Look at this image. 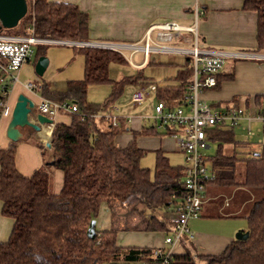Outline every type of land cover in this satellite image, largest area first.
Here are the masks:
<instances>
[{"label":"trees","instance_id":"obj_1","mask_svg":"<svg viewBox=\"0 0 264 264\" xmlns=\"http://www.w3.org/2000/svg\"><path fill=\"white\" fill-rule=\"evenodd\" d=\"M27 5V14L17 26L19 30L0 33L22 35L29 26L40 39L88 41V18L77 6L47 0H31ZM242 9L256 14L253 52H264V0H243ZM45 47H37L35 60L45 55ZM72 49L83 58V78L69 81L64 92H44L52 100L70 101L79 108L78 113L69 114L68 125L57 123L52 128V164L24 177L15 166L16 142L0 149L1 213L13 221L8 240L0 243V264L149 263L153 261L154 250L118 246L116 227L95 230L93 239L88 238L87 230L104 205L116 224L120 216L114 219V207L118 205L122 209L125 203V215L138 218L137 228L165 232L167 214L174 213L185 195L183 166L171 165L165 154L156 150L154 168L141 167L140 161L147 150L138 148L134 142L117 147L114 138L119 127L104 131L91 118L113 105L126 85L154 82L141 73L112 81L109 65L127 63L119 53L87 47ZM191 74L190 59L186 58V65L177 71L178 83L159 88L155 92L156 100L172 107L178 105L188 93ZM231 78L224 73L217 75L213 88L223 79ZM104 84L111 88L109 97L103 104L89 103L87 88ZM3 101L0 91V112ZM251 101L262 108L264 95L255 96ZM141 133L161 135L152 128H143ZM207 135L217 145V151L214 157H207L211 178L206 188L209 185L242 188L251 193L253 198L245 218L248 238L232 240L217 255H196L188 250L171 254V264H196V260L205 264H264V144L259 153L252 154L245 151L247 143L237 139L230 129L214 128ZM226 146L231 147L227 152ZM54 170L63 174L62 187L56 194L50 191Z\"/></svg>","mask_w":264,"mask_h":264},{"label":"crops","instance_id":"obj_2","mask_svg":"<svg viewBox=\"0 0 264 264\" xmlns=\"http://www.w3.org/2000/svg\"><path fill=\"white\" fill-rule=\"evenodd\" d=\"M47 1L73 4L87 15L88 41L86 42L142 45L149 31L152 30L150 32L151 41H155L158 32L156 28L166 23H173L184 29L195 28L198 42L211 49L254 53L253 50L256 47V14L242 9L243 0ZM28 28L29 26L25 28L24 33L27 32ZM183 35L187 39L193 37L190 32H183ZM170 44H174V47L187 45L186 48H191L192 46L191 42L183 44L180 39L161 43V46L170 47ZM70 48L72 49V47ZM137 53L142 52L130 53L128 60L123 54L120 55L126 62L139 70L150 64L151 54H157L149 53L145 56L142 53V62L133 64L130 59ZM170 54L175 53H158L157 55L167 56ZM258 54L264 55V52ZM183 56L185 59L189 58ZM161 61L162 64L160 65H171L166 63L164 57ZM22 68L17 73V79ZM223 73L231 75L232 78L223 79L217 88L203 91L201 99L214 109L235 104L237 107L242 106L252 111L255 110L257 107L251 100L255 96L264 95V60L229 61ZM16 83L10 89L8 104L13 108L17 97L24 95L33 101L35 114H39L37 103L40 98L45 96L44 92L56 93V89L50 88L48 84H43L41 87L36 86L38 91L33 92L25 89L24 85L17 87ZM262 105L264 108V103ZM126 117H131L130 121L120 120L119 131L114 138V144L117 147H125L134 142L138 148L147 150L148 153L154 154L156 150H161L168 160L173 153L178 152L174 140L169 136L141 133L143 128H147L141 119L143 116ZM9 121L10 117L0 119V149L7 148L12 142L7 137ZM70 121L71 116L68 114H58L53 120V125L42 126L38 132L27 127L20 129L21 136L16 142L15 166L22 176L29 177L41 167L52 164L50 147L46 146L48 143L50 144L52 128L54 124L68 125ZM100 123L103 127L101 130L108 129L103 122ZM232 132L237 139L242 140L236 136L235 131ZM226 148L228 149L226 150ZM230 149V146L225 147L226 152ZM141 163L142 159L140 165ZM169 163L171 164L170 160ZM208 165L210 163L207 161V167ZM62 182V172L54 170L50 181V191L54 194L58 193L62 187ZM252 198L251 193L242 188L225 189L209 185L204 192V202L199 217L188 222V230L192 235L191 240H182L172 247L164 244V239L171 230L169 219L172 213L167 214V230L165 232H145L136 227L138 218L133 215H125L120 216L116 221L117 245L120 247L150 248L154 251L162 249L171 251V254H183L189 250L196 255H217L234 240L235 234L247 232L245 218ZM121 206L125 212L127 205L123 203ZM238 220L244 221V224L237 222ZM12 225V219L2 215L0 203V243L8 240ZM112 226L114 225L111 223L110 211L104 205L100 208L95 220V230L100 232Z\"/></svg>","mask_w":264,"mask_h":264},{"label":"built area","instance_id":"obj_3","mask_svg":"<svg viewBox=\"0 0 264 264\" xmlns=\"http://www.w3.org/2000/svg\"><path fill=\"white\" fill-rule=\"evenodd\" d=\"M156 29L158 31L156 40L151 41V30L144 38L142 45L40 39L33 35L31 27L22 35L0 33V91L5 98V101L1 103L0 119L11 116L12 106L7 101L10 89L17 82V73L32 59L36 46L87 47L111 50L119 54L123 50H128L132 54L141 51L145 56L149 53H175L189 57L192 74L189 79L188 93L178 105L173 107L165 101L156 100L153 115L141 117L147 128L172 138L176 150L184 155L185 195L169 219L171 230L164 239V244L172 247L182 240L192 239L188 222L199 217L204 202L206 182L211 178L207 158L203 153L209 149L210 140L207 133L214 128L231 131L239 129L243 133L242 140L245 142L260 136L258 144L261 146L264 144V108H256L252 111L228 105L214 109L201 99V94L215 87L216 76L223 73L229 61L264 60V55L208 48L198 42L195 28L184 29L176 24L166 23ZM183 32L192 33V39H187ZM176 39H180L183 44L191 42V48L161 46V43ZM24 87L29 91H38V88L31 83H25ZM159 88H163V85L155 83L141 85L132 93L130 103L134 106H142L149 93H155ZM37 110L39 114L53 121L58 114H76L79 108L72 102H60L42 97L37 103ZM115 110L116 108L111 105L102 111V115L94 114L91 118L103 122L107 128L119 127L122 119L130 121L131 117L115 116ZM170 256L171 251L157 249L154 251L153 261L144 264H171Z\"/></svg>","mask_w":264,"mask_h":264},{"label":"rangeland","instance_id":"obj_4","mask_svg":"<svg viewBox=\"0 0 264 264\" xmlns=\"http://www.w3.org/2000/svg\"><path fill=\"white\" fill-rule=\"evenodd\" d=\"M27 1V0H26ZM16 30H19L17 27ZM170 47H174V44H170ZM179 47H188L187 45H180ZM37 54V48H34L33 57L30 62L26 63L19 77L17 79L16 86H23L25 83H31L34 86L41 87L43 84H48L50 88L56 89V92H64L69 81H78L83 78V58L77 54L75 50L70 47H59L57 45H48L45 47V58L48 60V66L42 76H38L35 73V56ZM125 56V59L130 58V51L123 50L121 52ZM158 54V53H157ZM151 54L150 64L143 68L142 71L134 68L129 62L127 63H116L113 62L109 65V78L112 81H119L122 78L136 76L142 74L143 77L149 81L154 82L158 85H176L178 82L175 80L178 69L186 65V59L180 54H170L167 56ZM166 59L167 64L171 65H160L162 64L161 59ZM142 53H137L130 59L133 64H140L142 62ZM179 65V66H175ZM141 85L129 84L126 85L118 98L113 103V107L116 108L114 115L118 117L125 116H150L154 113V104L156 102L155 93L150 92L146 102L138 107L130 103L132 93L139 89ZM111 88L108 84L89 86L87 88L86 100L92 104H103L109 97ZM45 98H50L48 94H44ZM71 103L70 101H68ZM240 107V106H239ZM242 107V106H241ZM102 115L103 112H98ZM70 116V115H69ZM99 128H103L99 121H96ZM236 136L242 138V131L239 129L235 130ZM260 136H256L253 140L247 141L245 151L248 153H259L261 145L258 144ZM209 149L203 153L207 157H214L217 151V145L209 143ZM228 148H226L227 150ZM169 160L173 166H184L185 160L184 155L180 152H175L169 157ZM155 155L153 153H147L142 158L141 167L152 170L154 168ZM210 170V165H208ZM114 219L118 216H125V212L117 205L113 210ZM244 224V221L238 220ZM111 223L115 227V220L111 218ZM189 251V250H188ZM194 254L192 251H190ZM107 264V263H106ZM196 264H205L204 261L196 260Z\"/></svg>","mask_w":264,"mask_h":264},{"label":"water","instance_id":"obj_5","mask_svg":"<svg viewBox=\"0 0 264 264\" xmlns=\"http://www.w3.org/2000/svg\"><path fill=\"white\" fill-rule=\"evenodd\" d=\"M26 0H0V31L13 30L27 14ZM48 66V60L40 56L35 63V73L42 76ZM35 105L32 100L24 95H19L12 108L10 121L7 127V137L12 142H17L21 136L20 129L31 128L38 132L42 126L53 125V121L41 114H35ZM50 147L48 143L46 145ZM87 236L93 239L95 236V221H91L87 230ZM248 238V232L237 233L235 240L244 241Z\"/></svg>","mask_w":264,"mask_h":264}]
</instances>
